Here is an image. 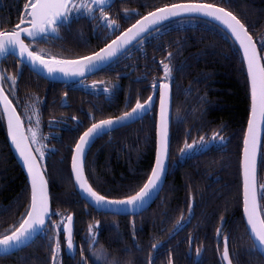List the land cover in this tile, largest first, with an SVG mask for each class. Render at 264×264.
I'll return each mask as SVG.
<instances>
[{
    "label": "trees",
    "instance_id": "16d2710c",
    "mask_svg": "<svg viewBox=\"0 0 264 264\" xmlns=\"http://www.w3.org/2000/svg\"><path fill=\"white\" fill-rule=\"evenodd\" d=\"M10 22L14 23L11 17L0 15V29L12 26ZM114 36L93 19L75 17L37 43L42 45L39 51L46 57L74 60L94 53ZM1 63L2 70L13 67L4 60ZM131 68L134 72L130 78L119 79L118 73ZM93 78L106 86L107 116L125 112L147 100L157 85L168 84L172 96L171 161L174 157L179 161L169 166L157 200L142 213L126 217L104 216L90 209L74 189L69 160L44 162L42 171L51 205L47 223L50 230L19 250L21 254L16 257L31 260L32 264L40 259L45 264L55 250L53 228L60 232L62 220L71 215L75 238L85 235L90 242L98 230L95 249L113 253L108 257L116 264H167L169 256L174 264H182L190 245L192 250L203 248L197 264H220L218 254L222 244L215 236L218 228L226 238L233 264H264L242 217L240 155L250 97L241 55L227 34L200 18L170 21L142 38ZM27 90L30 88L23 89L21 98H17L20 106L36 101L39 96L35 94L41 93L28 95ZM119 94L121 100L115 103ZM1 115L0 240L18 229L30 202L29 186L11 153ZM155 125L154 109L132 125L106 133L91 143L84 156L83 173L92 191L113 201L127 200L138 193L152 169ZM212 136L221 137L222 142L210 151L196 157L188 155L185 160L179 156L188 143ZM217 184L219 188L214 189ZM257 184L264 222V134ZM162 238L165 239L162 246L154 248ZM59 249L64 251V240ZM98 259H105V255ZM185 264L192 262L187 259Z\"/></svg>",
    "mask_w": 264,
    "mask_h": 264
},
{
    "label": "water",
    "instance_id": "95a60500",
    "mask_svg": "<svg viewBox=\"0 0 264 264\" xmlns=\"http://www.w3.org/2000/svg\"><path fill=\"white\" fill-rule=\"evenodd\" d=\"M72 0H35L29 9L28 26L18 25L9 33L0 34V59L13 56L33 73L43 79L57 83H72L94 75L107 67L131 46L151 31L173 20L200 18L215 24L232 40L239 51L249 88L250 107L240 155V177L242 217L247 233L255 249L264 259V224L257 200V164L264 132V70L257 47L244 26L226 10L204 3H177L166 6L141 17L111 39L96 52L67 62L65 66L53 68L44 59L34 55L23 39L33 41L41 36H50L53 27ZM98 2L100 0H92ZM102 4V3H99ZM156 107V150L153 167L142 186L133 197L113 201L97 195L88 186L83 173L84 156L91 143L100 135L132 124ZM0 110L4 118L7 139L13 157L24 173L30 191L28 213L18 229L0 240V256L19 251L33 241L45 227L51 212L48 185L42 169L25 137L20 119L0 87ZM172 96L168 84L158 86L142 104H136L126 114L99 122L88 129L73 148L70 174L76 193L96 212L114 215H135L147 209L156 199L165 181L170 144ZM208 144L205 148L207 149ZM38 165L34 164V159ZM40 171L41 177L37 174ZM73 231V216H68L64 232L69 246ZM223 264H231L227 242L223 241Z\"/></svg>",
    "mask_w": 264,
    "mask_h": 264
},
{
    "label": "flooded vegetation",
    "instance_id": "af4514ba",
    "mask_svg": "<svg viewBox=\"0 0 264 264\" xmlns=\"http://www.w3.org/2000/svg\"><path fill=\"white\" fill-rule=\"evenodd\" d=\"M75 1L85 2V5H89L90 14L87 11L83 10L85 9L83 7V9L78 14H75L66 19L65 16L69 10V7ZM34 2L35 0H31V1L0 0V15L5 14L7 15V17H11L14 22L13 24L10 22L12 26L0 29V34L9 33L11 31L16 30L18 25L20 24L22 25L24 24L23 26H28V22L30 21L29 9ZM186 2L204 3V4L216 6L226 10L227 12L232 14L236 19H238V21H240V23L244 26V28L252 37V39L254 38L253 39L254 43L257 41L258 47L256 43L255 45L259 52L261 64L264 70V0H100L99 3L102 4H99L98 2H93L92 0H72L69 3V5L65 8V11L61 16L60 21L56 25H54L53 32L50 36L54 34L57 26L66 24L75 17H86L89 19H93L98 23V25H103L104 27L107 28L109 34H113L115 35L114 37H116L118 34H120L130 25H132L135 21L149 14L150 12L173 4L186 3ZM153 31H151L150 33H152ZM50 36H41V37H50ZM39 39L33 41H29L25 39L23 40L26 43L29 50L34 55H37L44 59H51V57H46L45 55L41 54V51H39L43 49L42 45L37 43ZM3 60L5 61L6 64H11L13 66L9 71L7 69L2 70L1 61ZM2 71L5 72V76L2 73ZM133 72H134V68H131L128 71H122L118 73L117 76L119 77V79L126 77L130 78ZM1 74H3V76ZM147 74H149V71L147 72ZM94 75H91L89 77L83 78L79 81L72 83H57V82L47 81L42 77L38 76L37 74L33 73L22 62L18 61L16 58H14L11 55L0 60V87L4 92L5 96L7 97V99L9 100V102L12 104L14 110L16 111L20 119V122L22 124L23 131L28 141V144L42 170H43L44 162H54V161L64 162L69 160V173H70V161L73 153L72 148L75 147V144L79 140L81 135H83L88 129H90L95 124L108 119L122 116L126 114L128 111H130L136 104H142L146 101L145 100L142 103L134 104L130 109L126 110L125 112H122L121 114L107 116L105 110H106V100L108 98L107 95L108 92L106 91L105 85H103L102 83L98 84V81H96L95 78H93ZM145 78L149 79L148 76H146ZM137 79L138 78H135V80ZM42 80H44L45 82ZM160 85L161 84L157 85L154 88L153 92ZM25 88H30V91L27 90L28 95L30 93L38 92V91H40L41 93L35 94L36 95L35 97L39 96V98L36 101L30 103L24 102L23 106H20V103L17 100V98L18 97L21 98V92ZM117 100H121L120 94L117 95V97L115 98V103H117ZM157 102H158V92L156 94L155 104L151 109V111L154 109L156 111ZM0 115H1V110H0ZM171 120H172V110H171ZM132 124L120 127L110 132L120 130L121 128L130 126ZM105 134L100 135L98 138L104 136ZM5 135H6V130H5ZM98 138H96L94 141H96ZM221 142H222V138L215 136H212L208 140H204V141L202 139H199L197 141L188 143L184 148H182V150L179 151L178 154L181 158H183V160H185L186 156L188 155H194L196 157L199 154H203L210 151L212 148H214L217 144H220ZM208 144L210 146L204 150V148ZM88 149L86 153L88 152ZM155 150H156V139H155ZM155 150H154V158H155ZM154 158H153V162H154ZM171 159H172V155L169 144V159H168L167 173L169 166L171 165L175 166L176 162L179 161L177 157H174V161H171ZM218 185L219 184L213 185V188L218 189L219 188ZM158 196L156 197L154 202L157 200ZM257 200H258V184H257ZM85 204L87 205V203ZM87 206L90 209H92L89 205ZM92 210L96 212L94 209ZM96 214H102L104 216L114 215V214H108L102 212H96ZM117 216L126 217L133 215H117ZM67 218L68 216H65L64 219L62 220V225L60 229V232H62V234H60V232L55 227L53 228V230L56 231L54 244H53L55 245L54 247L55 250L51 253V256L47 257L46 259L47 261L45 262V264H116L111 259H109L110 257H108V256H112L113 253L106 251H97L95 249L97 244L98 230L94 232L92 236V240L90 242H88L85 235H82L80 239H78V237L75 238L74 218H73L72 237L70 244L68 246L64 232V227ZM47 223L43 228V230L41 231L42 234L50 230ZM94 226H96V229L99 228L98 224H94ZM41 233L38 236H40ZM86 234H89V232L86 231ZM215 236L216 238H219L218 242L222 244L221 251L218 254V259L220 264H223V260L221 256L223 250V241H226V238L223 237V232L220 230V228L217 229ZM136 238H137L136 236H132V239H136ZM156 238L157 237L152 236V239H156ZM169 238L170 236L167 237V239ZM165 239L162 238L158 240L155 243L154 248H158L159 246H162V243H164L163 240ZM167 239L165 241H167ZM62 240H64V251L60 252L59 246H61ZM18 252L19 251H16L8 255L0 256V264H32L31 260L28 259L26 260L23 258L18 259L16 256L18 254H21ZM121 253L126 255L130 254V252H121ZM202 254H203V248H201L200 250L194 248L192 250V246L190 245L189 250L185 251L184 260L182 261L183 262L182 264H185L187 259H189L192 262V264H197V262L200 261ZM101 255H105V259L103 260L98 259L99 256ZM229 259L231 264H233L230 255H229ZM34 264H42V262L40 259H36ZM167 264H174L173 258L171 256L168 257Z\"/></svg>",
    "mask_w": 264,
    "mask_h": 264
},
{
    "label": "rangeland",
    "instance_id": "374dc122",
    "mask_svg": "<svg viewBox=\"0 0 264 264\" xmlns=\"http://www.w3.org/2000/svg\"><path fill=\"white\" fill-rule=\"evenodd\" d=\"M83 7L85 8V9H83ZM85 10V11H87L89 14H90V6L89 5H85V2H73L71 5H70V7H69V10H68V12H67V14H66V16H65V18L67 19L68 17H71V16H73V15H75V14H78L81 10ZM56 62L59 64V62H61L60 60H56Z\"/></svg>",
    "mask_w": 264,
    "mask_h": 264
},
{
    "label": "bare ground",
    "instance_id": "6f19581e",
    "mask_svg": "<svg viewBox=\"0 0 264 264\" xmlns=\"http://www.w3.org/2000/svg\"><path fill=\"white\" fill-rule=\"evenodd\" d=\"M103 47V46H102ZM101 47V48H102ZM99 50V49H98ZM96 52V51H95ZM19 61V60H18ZM58 61V60H57ZM67 64V62H64V61H61V62H59V64L56 62V59H53V60H51V61H49L48 62V65H50V67H53V68H58V67H62V66H65ZM2 114V113H1ZM3 116V115H2ZM3 120H4V118H3ZM4 125H5V122H4ZM5 130H6V126H5ZM6 135H7V131H6ZM7 141H8V139H7ZM78 142V141H77ZM76 142V143H77ZM8 144H9V141H8ZM9 147H10V144H9ZM10 150H11V153H12V155H13V152H12V149H11V147H10ZM72 152H73V148H72ZM14 156V155H13ZM33 159H34V157H33ZM16 161V160H15ZM18 164V163H17ZM34 164H36V166L38 167V165H37V163H36V161H35V159H34ZM19 166V165H18ZM20 167V166H19ZM21 169V168H20ZM22 171V170H21ZM24 174V173H23ZM40 177H41V173H40V171L37 173ZM27 180V179H26ZM46 180V179H45ZM73 183V182H72ZM74 185V184H73ZM49 190V189H48ZM30 192V191H29ZM104 198V197H103ZM51 206V205H50ZM27 213H28V211H27ZM23 223V222H22ZM21 223V224H22Z\"/></svg>",
    "mask_w": 264,
    "mask_h": 264
}]
</instances>
